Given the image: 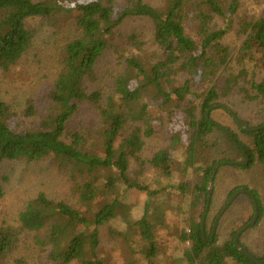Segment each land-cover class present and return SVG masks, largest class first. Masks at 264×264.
I'll return each instance as SVG.
<instances>
[{
    "label": "trees",
    "instance_id": "16d2710c",
    "mask_svg": "<svg viewBox=\"0 0 264 264\" xmlns=\"http://www.w3.org/2000/svg\"><path fill=\"white\" fill-rule=\"evenodd\" d=\"M58 6L59 0H0V69L8 72L31 49L36 32L27 22L35 18L45 21L61 18L54 12ZM239 7L240 0H166L162 8L145 0H123L122 4L119 0L77 3L75 24L80 33L67 41L61 52V69L50 90V106L40 125L23 128L16 112L0 99V199L5 195L4 182L8 179L3 173L5 163H32L53 158L58 168L74 182L81 208L63 199L50 198L45 192L38 193L20 212L18 227L0 225V264H4L16 248L20 235L26 231L35 232L36 242L42 247H51V257L59 264H102L98 254L100 228L107 223L112 225V236L123 238L127 250L140 257V264H156L159 248L154 231L156 223L162 219L163 208L156 200L163 196L168 185H174V164L178 161V175L184 180L177 189L192 193L193 204L200 205L205 199L206 208L211 172L219 162L214 159L208 164L210 137L220 128L213 123L216 122L211 116L214 109L209 116L207 111L222 103L240 81L245 84L240 90L246 99L255 101L264 97V79L257 81V71L264 67V11L259 18L243 21L240 31L243 40L235 56L223 41L231 29L230 19L238 13ZM127 17H146L152 21L163 58L152 62L134 53L127 54L126 68L118 75L113 92L104 101L100 90H88L87 80H96L95 67L106 50L122 51L115 44V29ZM222 18L227 19L226 26L218 25ZM126 42L135 52L143 49L144 42L135 33ZM234 57L241 66L239 73L220 84L219 71ZM180 72L198 76L211 85L201 93L192 90L190 80L175 86L174 78ZM151 97L160 102L157 108H181L187 126L186 139L179 131L173 132L170 146L157 151L151 160L153 168L168 180L155 189L130 174V158L142 167L140 153L145 147V138L161 130V118L148 100ZM85 101L91 102L101 115L96 141L91 145L84 134L68 129L69 121ZM185 102L187 106L182 108ZM25 113L33 116V106L29 105ZM227 113L249 137L244 142L233 131L250 157L246 167H235L247 169L255 163L264 165V128L247 132ZM130 122L143 125H136L124 135ZM242 187L256 195L261 222L264 206L259 193L246 185L239 188ZM132 190L146 191L149 201L137 219L118 227L114 220L122 218L124 198ZM236 190L237 187L231 189L227 199ZM251 201L253 203L252 198ZM214 205L213 194L209 212ZM239 229L233 232L231 240L216 244L217 240L203 238L201 221L193 222L189 232L184 230L179 235L180 241L190 243L180 260L188 264H256L236 248L234 238ZM240 242L245 246L241 238ZM261 250V254L251 251L264 264V239Z\"/></svg>",
    "mask_w": 264,
    "mask_h": 264
},
{
    "label": "rangeland",
    "instance_id": "374dc122",
    "mask_svg": "<svg viewBox=\"0 0 264 264\" xmlns=\"http://www.w3.org/2000/svg\"><path fill=\"white\" fill-rule=\"evenodd\" d=\"M83 1L85 0H59L60 6L54 12L61 18L49 21L41 18L29 20L28 27L36 32L31 49L8 72L0 69V99L7 102L16 112L23 128L38 127L42 117L48 112L49 93L61 69V52L67 41L80 33L75 24L76 5ZM119 1L122 4L123 0ZM145 1L158 8L164 7L166 3V0ZM263 11L264 0H240L239 11L230 19L231 29L223 40L232 50L233 56L237 54V49L243 40V36L240 34L243 21L259 18ZM227 23V19L218 20L219 26H226ZM133 33L137 34L144 42L141 51L135 52L134 48L126 42V39ZM115 44H118L117 46L122 51L118 52L113 48L106 50L95 67L96 80H87L88 90H100L104 101L113 92L118 75L126 68L125 57L127 54L134 53L152 62L163 58V53L155 40L153 23L146 17H127L115 29ZM240 68V64L234 57L227 67L219 71L217 81L220 84H225V79L232 74H238ZM263 79L264 67L257 71V81L261 82ZM186 80H190L192 90L196 93H201L211 85L209 82L202 81L198 76H191L183 72L175 76L174 84L178 86ZM242 85L245 84L240 81V85H236L231 94L222 99V104L229 106L240 119L247 121L250 126H259L264 123V97L255 101L246 99L245 94L240 90ZM148 100L161 118V125H159L161 130L157 131L155 135L145 138V147L140 153L142 167L134 158H130V174L134 179L155 189L160 188L162 184H167L168 180L153 168L151 160L157 151L170 146L173 132L179 131L186 139L187 126L181 108L174 106L157 108L160 104L158 100L152 97ZM195 101L199 102L197 98ZM29 105H32L35 110L33 116H28L25 113ZM186 106L187 102L181 104L182 108ZM171 110H174V113ZM211 116L218 124L229 127L238 133L244 142L248 141L249 137L239 129L226 110L215 108ZM154 117H156L155 114ZM100 125L99 110L91 102L85 101L80 104L78 111L69 121L68 129L70 132L84 134L91 145L96 141L95 133ZM136 125H143V123L130 122L125 128L124 135H128ZM210 143L212 144L208 152L210 156L208 164H212L214 159L220 162L225 158L243 161L242 152L220 128L215 129L214 134L210 137ZM178 164H174L176 173L175 179L172 180L174 185H168L162 193L163 196L156 200L157 204L163 207L160 212L162 219L156 223L154 231L159 248L156 264H188L186 260H180V258L190 243L180 241L179 235L184 230L189 232L193 222L202 221L201 214L205 210V199L200 205L193 204L194 195L192 193L177 189L179 182L184 180L178 175L180 172ZM3 173L8 179L4 182L5 195L0 199V225L18 227L20 212L26 203L40 192H45L50 198L63 199L81 208L79 197L74 192V182L58 168L53 158H45L32 163L10 161L4 164ZM192 178L196 180L194 174ZM245 185L259 193L264 206L263 164L255 163L247 169L232 165L219 168L213 193L215 205L219 204V206L214 205L212 212H209L207 216L205 225L207 240L211 238L208 239L207 235L212 233L215 214L219 213L229 200L227 199L228 193L233 188L237 187L238 190L239 187ZM147 201H149V196L146 191L132 190L124 198L125 208H123L122 218H116L114 225L122 227L129 220L137 219L142 214ZM254 213V205L250 196L247 193L239 195L220 218L213 241L217 240L216 244H221L226 240H231L233 232L248 224L253 219ZM255 225L242 233L241 241L255 254H261L264 219L259 222L258 218ZM111 226L110 223H107L100 228L98 254L102 264H140V257L132 255L127 250L123 238L112 236ZM4 264L59 263L52 259L51 247H42L36 242V233L26 231L20 235L16 248L6 258Z\"/></svg>",
    "mask_w": 264,
    "mask_h": 264
},
{
    "label": "water",
    "instance_id": "95a60500",
    "mask_svg": "<svg viewBox=\"0 0 264 264\" xmlns=\"http://www.w3.org/2000/svg\"><path fill=\"white\" fill-rule=\"evenodd\" d=\"M224 108L227 112H229L236 120L237 122L243 127V129L247 132H255L258 131L260 129L264 128V124L260 125V126H250L249 123L247 121H244L242 119H240L237 114L227 105L222 104V103H218L214 106H212L208 111H207V115L209 116L210 112L215 109V108ZM217 126H219L221 129H223L229 136L230 138L233 140V142L235 144H237L241 150L243 151V161H235V160H230V161H220L217 162L211 172V176H210V181H209V185H208V197H207V204H206V208L204 211V215L202 217V221H201V230H202V236L205 240H207L206 238V231H205V225H206V220H207V216L209 214L210 211V207H211V203H212V198H213V193H214V188H215V178L217 175V172L219 170L220 167L222 166H226V165H232V166H247L250 162V157L249 154L247 153V151L241 146V144L238 142V140L235 138V135L233 133V131H231L229 128L222 126L220 124H218L217 122H214ZM243 193H247L249 194V196L252 198L253 200V204H254V217L253 219L246 224L245 226H243L241 229L238 230L235 238H234V243L236 245V248L242 252L244 255H246L248 258H250L254 263L256 264H263L261 262V260L251 251L249 250V248L243 246L240 242V238L242 233L248 229L249 227L253 226L256 224V222L258 221L260 212H259V202L258 199L256 197L255 194L251 193L247 188H239L238 190L235 191V193L229 198V200L226 202V204L223 206V208L221 209V211L219 212V214L217 215L214 225H213V229H212V233H211V238L209 241L214 240V235L216 232V228L217 225L219 223L220 218L222 217V215L224 214V212L231 206V204L236 200V198L243 194Z\"/></svg>",
    "mask_w": 264,
    "mask_h": 264
}]
</instances>
